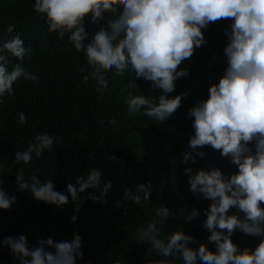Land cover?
<instances>
[{
  "label": "clouds",
  "instance_id": "1",
  "mask_svg": "<svg viewBox=\"0 0 264 264\" xmlns=\"http://www.w3.org/2000/svg\"><path fill=\"white\" fill-rule=\"evenodd\" d=\"M33 10L45 19L49 32L56 33L58 38L68 34L69 42L86 55L89 75L83 80L94 79L98 92L108 87L107 73L113 70V80L128 71L134 73L135 83L129 87H138L136 81L143 79L151 83L152 89L161 90L158 97L130 92L126 98L129 114L160 123L182 106L186 94H168L175 91L177 79L189 75L187 69L179 67L182 62L207 43L202 30L210 23L231 21L224 30L226 67L219 82L209 87L208 98L189 110L188 115L194 118V134L188 142L191 151L182 153V163H195L196 157L205 156L199 149L210 146L236 166L230 175L219 167L195 172L191 167L184 169L190 191L211 201L205 210L203 227L210 232L207 241L215 244V251L207 243L192 247L197 241L183 227L161 238L167 218L175 215L163 205L156 209L150 222L137 230L134 239L150 244L151 251L164 257L154 264H174L176 259L182 260V264H264V238L254 250H241L231 239L237 230L248 236L264 237V0H35ZM105 14L112 18L89 39L85 20L90 19L95 25L105 19ZM14 28L15 25H9L0 40V103L5 96L15 94L14 84L21 79L40 81L38 75L9 59L11 56L23 61L32 52L31 47L25 48L20 33L12 35ZM18 117L19 124L27 123L24 112H19ZM109 123L116 125L117 121L112 119ZM60 143L58 135L37 134L26 149L15 152V161L28 165L33 154L40 158L45 150L51 153L54 145ZM3 167L0 164V170ZM102 175L101 169L95 167L77 175L75 184L66 185L65 194L56 190L52 179L42 182L37 173L26 180L21 167L16 184L19 191L31 193L36 201L58 208L67 205L70 196L78 213L86 199L106 203L104 198L112 183L102 185ZM3 183L0 180V209L10 210L17 199L3 189ZM87 189H98L100 195L90 192L82 196ZM151 191V181L139 184L131 199L135 204H140L142 198L150 201ZM233 208L237 212L230 215ZM199 215L193 208L186 219L192 221ZM76 218L75 214L71 217L73 222ZM36 243L38 246L30 248L22 234L4 238L0 246L8 247L19 264H77V258L83 257V240L78 232L70 240L48 237L38 238Z\"/></svg>",
  "mask_w": 264,
  "mask_h": 264
},
{
  "label": "trees",
  "instance_id": "2",
  "mask_svg": "<svg viewBox=\"0 0 264 264\" xmlns=\"http://www.w3.org/2000/svg\"><path fill=\"white\" fill-rule=\"evenodd\" d=\"M34 4L35 0H0V40L4 39L7 27L15 25L12 35L20 33L25 48L32 49L23 61L11 56L9 59L40 77L39 83L21 79L14 84L15 94L5 96L0 103V164L4 166L0 180L4 182L3 189L17 199L10 210L0 209V241L23 234L29 247L34 248L38 246V238L70 240L78 232L83 240V257L77 258V264H117L118 261L154 264L164 257L151 251L150 244L136 241L134 236L163 205L175 215L167 218L161 238L183 227L197 241L192 247L207 243L215 251V244L207 241L210 232L203 227L205 210L211 201L190 191L184 169L191 167L195 172L219 167L230 175L236 166L210 146L199 149L205 156L196 157L195 163H182V153L191 151L188 142L194 134V118L188 115L189 110L208 98L209 87L219 82L226 67L224 30L231 21L210 23L202 30L207 43L182 62L179 67L187 69L189 75L177 79L175 91L168 94H186L182 106L160 123L143 115L129 114L126 98L130 92L158 97L161 90L152 89L151 83L143 79L136 81L138 87H129L135 83L134 73L128 71L113 80V70L107 73L108 87L98 92L94 79L83 80L89 75L86 55L75 49L68 34L58 38L56 33L49 32L45 19L33 10ZM111 18L105 14V19L95 25L86 19L89 39ZM80 68L85 70L79 71ZM19 112L27 116L26 124L18 123ZM112 119L117 121L116 125L109 123ZM44 132L60 136L61 143L54 145L51 153L45 150L40 158L33 154L28 165L17 164L15 152L26 149L37 134ZM21 167L26 180L37 173L42 182L52 179L56 190L65 194L68 183L75 184L77 175L86 174L93 167L101 169L102 185L111 181L112 187L104 198L106 203L86 199L76 213L70 196V202L58 208L36 201L31 193L19 191L16 175ZM149 181L152 182L150 201L142 198L140 204H135L131 196L136 194L137 185ZM90 192L100 195L98 189H87L81 195L86 197ZM193 208L200 215L188 221L186 215ZM236 212L233 208L229 214ZM74 214L77 218L73 222ZM262 238L239 230L231 237L241 250L245 247L254 250ZM0 264H19V261L8 247L0 246ZM174 264H182V260L176 259Z\"/></svg>",
  "mask_w": 264,
  "mask_h": 264
}]
</instances>
